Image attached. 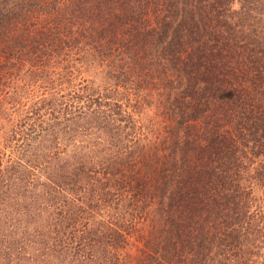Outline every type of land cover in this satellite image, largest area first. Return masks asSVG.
<instances>
[{
  "label": "trees",
  "instance_id": "trees-1",
  "mask_svg": "<svg viewBox=\"0 0 264 264\" xmlns=\"http://www.w3.org/2000/svg\"><path fill=\"white\" fill-rule=\"evenodd\" d=\"M0 134V264H264V0H0Z\"/></svg>",
  "mask_w": 264,
  "mask_h": 264
},
{
  "label": "rangeland",
  "instance_id": "rangeland-1",
  "mask_svg": "<svg viewBox=\"0 0 264 264\" xmlns=\"http://www.w3.org/2000/svg\"><path fill=\"white\" fill-rule=\"evenodd\" d=\"M3 137L4 136H1L0 134V148L3 149L1 150V157H3V162L7 160H9V162L20 161L22 154L21 151H18L20 150L19 147L17 145L5 142Z\"/></svg>",
  "mask_w": 264,
  "mask_h": 264
}]
</instances>
